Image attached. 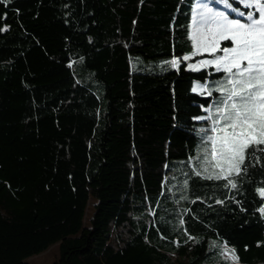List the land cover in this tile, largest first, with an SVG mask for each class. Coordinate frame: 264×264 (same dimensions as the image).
<instances>
[{"label":"trees","instance_id":"obj_1","mask_svg":"<svg viewBox=\"0 0 264 264\" xmlns=\"http://www.w3.org/2000/svg\"><path fill=\"white\" fill-rule=\"evenodd\" d=\"M197 2L0 0V264H227L211 241L264 263V152L236 189L203 178L192 89L226 74L182 59Z\"/></svg>","mask_w":264,"mask_h":264},{"label":"snow or ice","instance_id":"obj_2","mask_svg":"<svg viewBox=\"0 0 264 264\" xmlns=\"http://www.w3.org/2000/svg\"><path fill=\"white\" fill-rule=\"evenodd\" d=\"M224 4L231 7L229 0H224ZM243 6L250 9L239 12L246 17L244 22L207 6L198 12L192 35L193 55L215 53L218 49L223 55L188 65L191 71L213 65L217 72L226 74L216 89L221 95L210 129L213 134L207 135L204 148L203 170L208 172L211 167L213 171L203 178L225 180L223 187L231 189L238 186L233 177L247 170L244 165L249 149L253 153L264 152V0H243ZM220 41H230L231 46L220 49ZM178 63L177 59L171 61L174 68ZM192 90L195 92L197 88ZM195 175L201 176V172L196 171ZM258 193L264 197V189ZM258 211L264 214V208ZM232 255L235 258L234 252Z\"/></svg>","mask_w":264,"mask_h":264},{"label":"rangeland","instance_id":"obj_3","mask_svg":"<svg viewBox=\"0 0 264 264\" xmlns=\"http://www.w3.org/2000/svg\"><path fill=\"white\" fill-rule=\"evenodd\" d=\"M238 1L243 6V0H238ZM230 5H231V7H225L224 0H198V2L196 3V5L194 7V11H193L191 37L194 34L195 27H196L197 22H198V12L202 11L205 6L211 7L214 11H223L226 15H228V13H230V12H235L236 14L240 15L239 12H242V11L240 9L235 8L232 5V3H230ZM237 10H239V11H237ZM242 17H243L242 19L239 18L238 20H241L242 22L246 21V17L245 16H242ZM221 42L222 41H220V43ZM230 46H227V47H230ZM219 48H220V44H219ZM194 51H195V49H194ZM217 51L215 53L200 52L196 55H193V54L186 55V56L191 57V59L185 60L186 65L188 67L189 64L197 63L201 60H212L215 58V56L223 55L222 51H220L219 53H217ZM203 55H204V57H201ZM199 56H200V58H197V59L195 58V57H199ZM209 67H212L215 69V67L213 65H209L206 68H209ZM223 77L224 76L208 78L204 82H200V81L194 82V87L197 88L196 92H199V93H202L205 95H209L208 93L211 92V96H212L210 106H208V108H205V114L199 118L200 120H207V124L205 126L206 127L205 130L207 131V133H205V135H200L199 140L206 141L207 135L213 134L210 131V129L212 127V120L216 118V101H217V99L220 98V95H221L218 91H216V89L219 86V82L222 80ZM206 117H209V118L205 119ZM15 142H19L20 144H24L19 140H16ZM7 145H10V144H7ZM24 145L31 150V148L28 145H26V144H24ZM199 151L203 152L204 149H201V150L199 149ZM31 152H32V150H31ZM32 156H33V152H32ZM31 162H32V164H34L33 160ZM202 167L204 169V164L202 165ZM209 170H210V168H208V171ZM34 175H35V167H34V169H32L30 171V173L27 177H25L21 180H18L17 182L14 181L15 177H13V175L9 173L6 176V181L9 185L16 186V185L24 182L25 180H28V179L34 177ZM211 244L217 246V248L220 251L221 257L227 262V264H241L238 261V257L235 254V252L229 246H227L225 243L217 244V242L211 241ZM233 252L235 254V258L232 255ZM57 256H58V247H57V245H53L47 251H45L39 255L33 256L30 259V262L32 264H49ZM219 262H220V260H216L213 264H218ZM255 264H264V263H255Z\"/></svg>","mask_w":264,"mask_h":264},{"label":"crops","instance_id":"obj_4","mask_svg":"<svg viewBox=\"0 0 264 264\" xmlns=\"http://www.w3.org/2000/svg\"><path fill=\"white\" fill-rule=\"evenodd\" d=\"M238 15V14H237ZM19 185V184H18ZM17 186V185H16Z\"/></svg>","mask_w":264,"mask_h":264}]
</instances>
